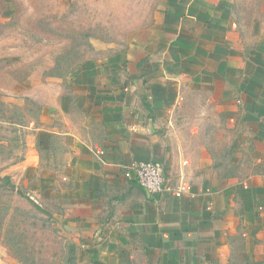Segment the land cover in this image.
<instances>
[{
  "label": "crops",
  "instance_id": "0c3cea01",
  "mask_svg": "<svg viewBox=\"0 0 264 264\" xmlns=\"http://www.w3.org/2000/svg\"><path fill=\"white\" fill-rule=\"evenodd\" d=\"M29 130L6 184L67 264H264V0H152ZM148 162L156 197L136 178Z\"/></svg>",
  "mask_w": 264,
  "mask_h": 264
},
{
  "label": "rangeland",
  "instance_id": "374dc122",
  "mask_svg": "<svg viewBox=\"0 0 264 264\" xmlns=\"http://www.w3.org/2000/svg\"><path fill=\"white\" fill-rule=\"evenodd\" d=\"M151 4L0 0V264H67L53 223L7 186L5 171L22 152L39 103L77 62L117 50Z\"/></svg>",
  "mask_w": 264,
  "mask_h": 264
},
{
  "label": "built area",
  "instance_id": "2783aa9c",
  "mask_svg": "<svg viewBox=\"0 0 264 264\" xmlns=\"http://www.w3.org/2000/svg\"><path fill=\"white\" fill-rule=\"evenodd\" d=\"M139 186L149 197L159 196L164 188L163 169L155 162L140 163L136 167Z\"/></svg>",
  "mask_w": 264,
  "mask_h": 264
},
{
  "label": "trees",
  "instance_id": "16d2710c",
  "mask_svg": "<svg viewBox=\"0 0 264 264\" xmlns=\"http://www.w3.org/2000/svg\"><path fill=\"white\" fill-rule=\"evenodd\" d=\"M37 209H38V207H37Z\"/></svg>",
  "mask_w": 264,
  "mask_h": 264
}]
</instances>
